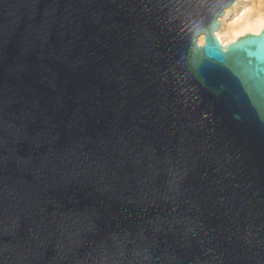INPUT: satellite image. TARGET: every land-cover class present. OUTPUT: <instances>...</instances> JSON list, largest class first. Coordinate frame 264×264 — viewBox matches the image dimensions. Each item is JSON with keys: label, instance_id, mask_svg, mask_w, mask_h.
Here are the masks:
<instances>
[{"label": "water", "instance_id": "water-1", "mask_svg": "<svg viewBox=\"0 0 264 264\" xmlns=\"http://www.w3.org/2000/svg\"><path fill=\"white\" fill-rule=\"evenodd\" d=\"M234 1L0 0V264H264V27L221 46Z\"/></svg>", "mask_w": 264, "mask_h": 264}, {"label": "bare ground", "instance_id": "bare-ground-1", "mask_svg": "<svg viewBox=\"0 0 264 264\" xmlns=\"http://www.w3.org/2000/svg\"><path fill=\"white\" fill-rule=\"evenodd\" d=\"M218 20L221 29L215 30L214 35L223 47L245 34H258L264 27V0H235ZM203 42L201 34L197 44Z\"/></svg>", "mask_w": 264, "mask_h": 264}]
</instances>
